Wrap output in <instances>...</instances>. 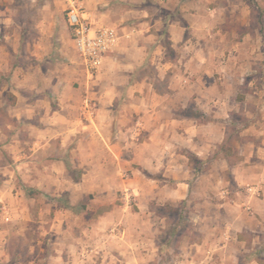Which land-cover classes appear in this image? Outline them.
<instances>
[{
	"label": "crops",
	"instance_id": "1",
	"mask_svg": "<svg viewBox=\"0 0 264 264\" xmlns=\"http://www.w3.org/2000/svg\"><path fill=\"white\" fill-rule=\"evenodd\" d=\"M83 2L85 16L114 27L118 42L105 53L97 71L99 92L83 93V83L87 88L90 81L79 64L71 66L75 72L71 77L58 67L19 69L21 78L12 88L17 101L10 106L17 123L7 125L13 133L8 142L12 168L6 167L9 177L0 185L2 209L9 214L0 211V218L6 220L0 221V251L7 253L9 220L18 224L19 213L24 216L29 202L37 200L41 209L53 210L52 226H60L59 233H53L56 254L48 256L53 264H92L93 248L75 251L78 243L89 245L82 235L85 222L75 210L80 198L97 192L92 224L100 225L107 236L93 242L100 249L107 247L101 255L103 264H160V254L167 253L182 258L175 264H264L257 258L264 253V123H254L248 92L239 101L237 93L227 92L218 82L223 76L235 80L232 54L253 64L255 49L247 42L251 11L238 6L239 0ZM241 32L243 43L238 40ZM54 34L41 28L28 44L37 61H64L68 37L78 55L68 26L60 38H53ZM54 40L62 42L55 45ZM11 44L16 51V42ZM53 50L57 56L52 57ZM145 64L155 66L156 76L144 73L137 78V69ZM87 102L94 104L93 115L85 109ZM241 111L250 124L239 128V138L229 143L227 125L231 115ZM225 143L233 147L232 154L223 151ZM191 157L202 162L201 170L192 168ZM74 168H81L78 178L71 173ZM125 171L130 172L128 179L122 177ZM207 178L223 183L221 189L215 186L219 197L213 207H207L212 203L203 197L191 199L194 180ZM24 187L37 195L29 197ZM117 190L126 199L132 196L137 208L125 201L115 204ZM62 193L70 196L66 204ZM50 195L57 197L52 204L47 202ZM162 199L181 202L190 213L195 210L198 218L192 224L197 239L181 235L167 239L170 248L158 244L149 205ZM64 223L74 231L75 226L83 227L82 233L75 236L62 228ZM121 224L124 230L114 232ZM144 243L155 247L146 251ZM173 246L182 250L179 255Z\"/></svg>",
	"mask_w": 264,
	"mask_h": 264
},
{
	"label": "rangeland",
	"instance_id": "2",
	"mask_svg": "<svg viewBox=\"0 0 264 264\" xmlns=\"http://www.w3.org/2000/svg\"><path fill=\"white\" fill-rule=\"evenodd\" d=\"M237 4L238 6L240 5L241 8H243L244 10L245 8L246 10L249 9L252 13V26L248 29V32L250 33V38L247 42H249L255 49L253 53L254 58L252 60L253 64L250 65L249 62L248 64L246 63L248 65L247 68V65L245 64V57L241 60H236V58H233L232 54V58L230 59V69L232 73L231 76L234 77V75H236L234 77L235 80H229L228 77L225 78L223 76V79L219 80L218 82L219 84L223 83L221 84V88L227 90V92H233V95H236L237 93L238 97H236V99L239 101L245 100V92H248L250 94L248 101L246 100V102L248 103V106H251V117L254 120V123L260 125L264 123V36L262 33V31L264 32V0H239ZM64 9V0H0V185L3 184L2 180L4 178H7V176L9 175L6 174V167L12 168V166H9V164H11V162L13 161L11 155L12 147L8 145L9 140L12 139L11 137L13 133H11L12 128H9L7 125H11L12 127L13 124L17 123L10 116L11 105H8L7 97H5V92H12V88H15V85L18 81L17 79L21 78V74H19L18 72L21 67L30 68L33 71L36 68L41 69V67L46 70H53L58 67L62 68L64 76L71 77L72 74L75 73L72 72L73 68L71 66L79 64L81 65V70H83L80 72L84 73L83 77L85 76L86 79L90 81V83L87 84L89 85V87L87 88L86 83H83V93L85 94L86 91H88L89 89L97 92H99L101 89V79L97 78L98 72L93 73L92 76L89 75V71L87 70L86 66H84V64L82 63V58H79V54H76L70 37L66 38L68 42L65 47V59L59 64L56 63V61L54 60L49 61L50 58L44 59L42 62H39L36 60L35 56L31 55L29 51L28 44L32 43L37 39L40 34L41 28L52 29V31L54 30L55 34L53 38H60L59 36H61L60 34L63 32V30H65L67 26L69 27ZM240 9L238 8V11H240ZM241 33L238 34V40L240 41V43H243L245 42V33ZM13 40L16 42L17 45L16 51L14 50L11 44ZM60 41L61 40H54L53 42L56 45ZM249 49L250 48H248V50ZM55 52L56 50H53L52 57H54V55L57 56V54H54ZM235 56L240 57L238 54L236 55V53ZM140 68L141 70L137 69V78H141L144 73L156 76L157 71L155 69V66L145 64ZM77 85H79V83ZM97 101V96H94L93 102L97 103ZM249 119V117L246 118L242 114V111L235 112V114L231 115V118L229 120L230 125H227V127L229 128L227 130L228 135L230 137L229 143H231L232 138L233 140L239 138V136H237L239 135V128H243V125L245 126L247 124H250ZM257 122H259L260 124H258ZM232 160V162H235L233 158ZM207 167L208 164L206 165V168ZM76 172H78L79 175V173L81 172V168H74V170L71 171V173L76 178H78ZM129 174L130 172L125 171L124 176L122 177H124V179H128ZM91 179L93 181L95 180V178ZM99 179L100 178H96V181L100 182L101 179ZM21 181L19 180L20 185L22 183ZM194 181V197L191 196V199L193 198L195 199V201H197L201 199L198 197H203V200L206 199L212 203L209 205L207 204V207H213V203L215 205V203H217L215 200H217L219 197V192H216L217 190L215 186L221 189V187H223V183H219L218 180L214 181L210 178H207L202 182H199L198 180L197 182L196 180ZM165 182L166 181H162L163 184ZM128 183L129 182L127 181V185ZM119 186L120 185H118V187ZM197 191H199L200 193L198 194ZM212 191H214V193L216 192V194L212 193ZM125 192L127 193V191ZM95 196H97V192H94L93 194H86L84 197L80 198V202L76 207L77 210H75V212L78 215V219H81L85 222L84 228L86 230V234L82 235L84 239H87L89 241V245L85 244L84 242L78 243V248L75 249V251L80 253L83 248H93L94 251L92 252L91 263L103 264L104 261H102L103 258L101 255L104 254L103 250H107V247L106 249L104 247L100 249V247H97L99 243L93 242L97 239L104 240V237L107 236L103 232L104 230L103 228H101L100 225L95 226L94 224H92L93 217L97 213L95 212L96 203L93 200L95 199ZM114 197H116V199L114 198L113 202L117 205H122L128 202L129 205H132V207L137 208L135 205L136 200H133L132 196L126 199L125 194L122 193L120 190L116 191ZM36 198H38V196ZM54 198L57 197L50 195L47 198V202L52 204V199ZM60 198H62L63 201L65 200L67 202L69 201L70 196L68 193H62ZM153 201L154 202L150 201L149 207L151 209L150 213L152 214V223L154 222L155 230L158 231L156 233H158L159 235L157 242L160 246L162 245L164 249H166L165 243L169 238L171 226L173 225L175 218L178 216L179 211L183 208L186 209V207H183V204L181 202H166L165 199H162L161 202H156V204L155 200ZM163 203L165 204L162 205ZM2 205L3 203L0 202V211H3V216H9V214L7 215L6 213H4L5 210L2 209ZM41 206L42 204L37 202V200L34 202L32 200L31 203L29 202L28 213L26 211V214H24V216H20L22 212L19 213L20 215L18 216V224H16V221L9 220V223H11L12 227H9L10 236L6 244L4 245V250L7 253L3 254V252L0 251V264H53V259L48 256L56 254L55 247L53 245V239H55L53 233H55V231L56 233H59L60 226L58 229L52 226L53 223L50 220L51 217H53L54 215L53 210L51 209L49 211V207L44 210L41 209ZM81 206H84L85 209H82ZM86 206H89L88 210L86 209ZM203 210L204 212H207L206 207H203L202 211ZM123 213L127 214V212L124 211ZM193 213H195V210L193 211ZM193 213H190V209H186V220L189 222H187L189 225L187 224L186 229L188 232V236L197 239L194 236L198 235V232H196L195 225L192 224V221L194 217L195 219H197L198 217ZM0 221L5 223L6 220L5 218H0ZM62 228H64L66 231L71 230L75 236L80 235L83 229V227L78 229L77 226H75L76 231H74L73 229L69 228L68 223H64L62 225ZM124 228L125 226L122 224L116 225L113 231H123ZM145 231L147 232L146 234H149V230H147V228L145 229ZM262 233L264 238V230H262ZM143 245H145L144 247L146 248L144 250L146 251L148 249L151 250L155 247L153 245L150 246L145 243ZM114 249L117 250L118 248ZM129 249L131 250L134 248L129 247ZM174 250L178 255L182 251L178 248V246L177 248L174 246ZM160 255H163V259L160 264H163V261L166 264H175L178 260L182 259L179 258L180 256L178 258H172V254L169 253ZM186 257H184V259H186ZM257 258L258 260L263 262L264 253L259 254ZM150 264H153V262H150Z\"/></svg>",
	"mask_w": 264,
	"mask_h": 264
},
{
	"label": "built area",
	"instance_id": "3",
	"mask_svg": "<svg viewBox=\"0 0 264 264\" xmlns=\"http://www.w3.org/2000/svg\"><path fill=\"white\" fill-rule=\"evenodd\" d=\"M67 22L77 53L91 75L103 63L105 53L118 42L117 30L109 25L92 22L85 16L83 0H64ZM85 109L93 115V106L87 102Z\"/></svg>",
	"mask_w": 264,
	"mask_h": 264
},
{
	"label": "trees",
	"instance_id": "4",
	"mask_svg": "<svg viewBox=\"0 0 264 264\" xmlns=\"http://www.w3.org/2000/svg\"><path fill=\"white\" fill-rule=\"evenodd\" d=\"M263 33V36H264V32L262 31ZM160 87L157 85V88ZM5 97H7V102H8V105H15L16 104V101H17V97L16 95L13 93V92H10V91H6L5 92ZM222 149L223 151L225 152V154H232L233 153V147L228 144V143H225L223 146H222ZM197 158V157H195ZM193 157H191V165L193 166L192 168H199L200 170L202 169V162L199 161L198 159H195ZM70 168V167H69ZM25 190L27 191V195L29 197H34L37 195V191L33 190V189H29L27 187H24ZM63 204H66V201H62ZM179 211V210H178ZM188 221L186 220V209L183 208L179 211L178 213V216L175 218L174 222H173V225L171 226V229H170V232H169V240H171L172 237H174V239H179L181 235H187L188 232H187V229H186V226ZM189 225V224H188ZM185 227V228H184ZM173 234V235H171ZM166 242V248H170V242ZM176 246V245H175ZM172 249H174V246L172 247ZM175 251V250H174Z\"/></svg>",
	"mask_w": 264,
	"mask_h": 264
}]
</instances>
